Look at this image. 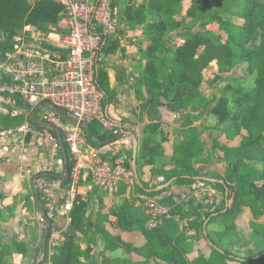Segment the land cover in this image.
<instances>
[{
    "label": "trees",
    "instance_id": "trees-1",
    "mask_svg": "<svg viewBox=\"0 0 264 264\" xmlns=\"http://www.w3.org/2000/svg\"><path fill=\"white\" fill-rule=\"evenodd\" d=\"M122 1L127 3L121 15V23H125L130 29L134 28L135 32L143 36L138 42H147L143 53L145 63L139 69L137 84L145 86L149 112L166 111L185 114V116L190 114L187 111V103L190 102L193 106L198 101L201 84L205 79L208 64L212 60L227 64L229 67L243 62L246 65V73H254V87L237 97L241 105L251 102V106L247 107L245 111L247 115L239 124L233 123L229 118L232 114L228 110V99L225 96H221L211 109L220 121H228L224 132L226 141L232 142L234 139L238 141L232 145L224 143L225 145L220 147L225 152L228 165L223 177L224 184L213 183L224 192L221 206L213 214H205L202 219L200 212L192 211L197 215V219L190 222V226L195 229V235L199 231V235L207 242L211 250L209 255H204L201 251L195 253L193 242L188 239L185 232L179 230L173 218L164 219L154 228L147 229L143 217L134 214L131 194L125 195L127 189L132 186L121 182L118 193L123 195L122 202L111 205L105 210L100 209L95 223L91 222L92 220H84L90 208L89 200H84L76 194L70 210V224L64 231L61 245L55 250L53 264H100L92 244L94 232L103 235L105 245L111 250L114 251L121 245L128 249V257L106 256L108 263L111 264H150L151 258H154L152 264H228L230 261L237 264H264V250L251 256H239L220 247L205 232L206 224L211 222L215 215H234L233 211L236 208H232V205L238 201V196L232 189L229 179L238 181L244 193L254 195L250 204L254 211L257 213L264 211V181L261 185V204L256 207L257 198L260 197L256 181L264 180V0H205L214 1L218 10L225 6L228 10L237 9L238 13L234 17L241 21L236 23L235 20H223L221 16L210 17L207 16L210 14H207L206 10L203 21L206 18V20L214 19L222 33H225L226 39L217 40L211 30L197 33L185 31L182 42L172 52L170 45L164 40L167 34L165 24L172 18L171 8H177L180 0H146L141 5H134L132 0ZM64 11L63 4L58 0H0V57L12 50L14 44L20 40L19 33L24 26L31 25L41 29L52 26L58 29ZM149 15L156 17L150 21ZM110 35L112 34L107 33L104 39L106 53L115 51L118 46V41L110 39ZM97 80L104 92H107L105 73L99 72ZM225 80V89L233 94L241 91L232 86L229 80ZM16 103L24 105L21 100H16ZM186 124L188 127L181 130L186 139L175 146L173 154L174 165L180 172L175 173L165 168L156 170L164 175L165 182L172 180L171 185L181 181L187 183L181 187L183 190L190 182L195 181L194 177L199 176L193 165V159L201 151L199 143L194 140L199 134V128L192 126L188 120ZM112 138V135L103 130L97 121L91 122L86 128V139L89 143L105 144ZM256 148L261 154H254ZM64 150L67 153L65 145ZM160 151V143L150 138H142L135 158L136 170L138 161H145V153L149 154V161L152 162ZM130 165L131 163L127 161L126 167L129 168ZM66 166L70 167L68 153ZM68 182V178L63 179L65 185ZM87 185L95 188L90 179L87 180ZM154 187L147 189L142 182H134L135 190L141 193L160 194L174 190L169 188L171 186L161 191ZM162 201L170 203L169 198H164ZM98 203L102 206L101 198ZM223 208L224 212H222ZM179 210H181L180 206L172 208V212ZM94 224L96 229L92 230ZM109 229L113 231V235L108 232ZM124 234L128 236L125 238ZM136 235L140 238V242L131 239V236Z\"/></svg>",
    "mask_w": 264,
    "mask_h": 264
},
{
    "label": "built area",
    "instance_id": "built-area-1",
    "mask_svg": "<svg viewBox=\"0 0 264 264\" xmlns=\"http://www.w3.org/2000/svg\"><path fill=\"white\" fill-rule=\"evenodd\" d=\"M58 1L65 10L58 29L24 26L20 40L0 57V113L15 115L16 100L27 104L29 113L48 102L74 120V123L66 121L45 105L36 114L44 124L41 128L31 122L32 115L26 114L14 130L8 131L23 139L27 134H36L41 141L35 188L43 198V221L48 229L43 264H53L81 182L90 179L109 196L118 193L121 182L129 185L135 182L132 139L128 135L116 138L134 129L104 111L105 92L97 80L104 39L115 24L114 0ZM93 121L113 138L105 144L91 145L86 139V128ZM4 132L0 129V135ZM64 145L70 164L66 185L64 178L53 175L56 157ZM127 161L131 163L129 168ZM164 182L161 175L153 179L154 185ZM136 198L147 229L173 218L180 231L194 235L190 222L197 215L192 211L213 214L221 206L224 192L208 181L195 180L175 193H137ZM164 198H169L170 203L162 201ZM174 206H180L181 210L172 212ZM59 216L67 219L65 226L58 224Z\"/></svg>",
    "mask_w": 264,
    "mask_h": 264
},
{
    "label": "crops",
    "instance_id": "crops-1",
    "mask_svg": "<svg viewBox=\"0 0 264 264\" xmlns=\"http://www.w3.org/2000/svg\"><path fill=\"white\" fill-rule=\"evenodd\" d=\"M109 33L112 34L110 39L118 41V46L115 51L106 53L104 52L106 45H103V54L99 60V72L105 73L107 87L103 101L104 111L111 118L124 122L134 129L138 143L137 149L144 137L160 143L161 151L155 155L152 162L149 161V154L145 153V161L140 160L137 164L139 182H142L147 189L156 186L155 189L162 183L154 185L153 179L159 175L164 177L156 170L165 168L175 173L180 172L173 162L174 148L178 144V139L175 136L176 129L179 127L176 116L179 117L180 115L166 111L149 112L148 106L144 103L147 91L144 85L137 84L139 69L145 63L143 58H137L138 48L145 49L147 46L145 41L138 42L143 36L121 22L119 24L115 22ZM138 43H141L140 46ZM23 104H15V115L13 116L0 113V129L5 131L0 135V264H38L45 251L44 233L46 224L43 221V198L35 188L36 180L39 177L35 167L42 156L41 141L36 134H27L23 139L17 138V133L8 132L9 129L18 126L24 120L26 114L33 116L31 122L37 125L38 128L43 126L38 121L39 115H36L40 111H36L38 107L29 113L27 104ZM15 118L19 121L13 124H5L6 120ZM161 121L162 124L159 125L158 122ZM152 126L156 127L152 128ZM90 144L97 145L96 143ZM66 158L67 153L65 150L57 155L53 172L55 177H62L65 174ZM227 167L226 164L222 174H225ZM223 177L215 179L223 180ZM135 182L138 183L136 179ZM85 183L86 185L82 187V190L80 185L77 192L84 200L90 202V208L84 220H97L98 213L94 215L92 209L93 205L97 206V209L100 206V203H98L99 198L102 199V210L122 202V194L112 195L111 197L115 200L107 202L102 198V194H105L104 191L98 187L88 186L87 180ZM184 185H187V183L183 181L169 184L171 187H168L174 190L173 192L171 190L167 191L171 193L178 192L183 190L181 187ZM130 186L132 187L127 189L125 195L130 196L131 194L134 214L141 218L142 214L136 198V194L141 192L135 190L134 184ZM99 210L100 208L98 212ZM33 219L38 221L39 226L35 235L31 236L28 228L32 226ZM57 220L60 226H65L67 222V219L62 216H59ZM69 220H71L70 212ZM214 226L215 222L212 223V229H216ZM100 264L105 263L100 261Z\"/></svg>",
    "mask_w": 264,
    "mask_h": 264
},
{
    "label": "rangeland",
    "instance_id": "rangeland-1",
    "mask_svg": "<svg viewBox=\"0 0 264 264\" xmlns=\"http://www.w3.org/2000/svg\"><path fill=\"white\" fill-rule=\"evenodd\" d=\"M114 1L116 7L115 22L119 24L121 22L122 12L127 2L122 0ZM145 1L146 0H132V3L134 5H141ZM217 7L218 6L215 5L214 1L206 2L205 0H196L194 2V0H180L177 8H171L170 11L172 18L165 24L167 34L164 37L165 42L170 45V52H172L173 49L182 42V35L185 31L197 33L203 30H211L212 33L214 32L212 34L214 38L222 41L225 40V33H222L218 24L213 21L214 19L206 20V18L203 21V16H205L203 15L204 11L207 10V14H210L207 16L214 18L221 16L223 20H235L236 23H239L241 20L234 17L238 13L237 9L228 10L225 6V9L223 8L218 10L216 9ZM155 17V15H149L150 19L148 20L153 21ZM134 30L135 29L133 28V31ZM140 44L141 43H138L139 46ZM144 50L145 49H141L140 47L138 48L137 58H143ZM216 76L220 77L217 78ZM254 76V73H246V65L243 62L237 63L233 67H229L227 64H221L215 60L210 61L208 64V70L205 73V79L201 84V92L197 96L198 101L193 106L190 102L187 103V111L190 114L185 116V114L181 115L178 113L180 116H176L179 127L176 129L177 133H175V136L176 139H178V143H182L186 139L183 135L184 133L181 131L183 128L185 129L188 127L186 120L190 121L192 126L199 128V134L196 135L197 137L194 140H197L199 143L201 151L193 159V165L199 172V176L210 178L223 177L222 175L224 173L222 174V170L226 167L227 160L225 152H223L220 147L225 144L232 145V143H236L238 141V139H234L232 142L226 141L224 132L226 131L228 121H220L217 115L211 111L212 107L217 103L221 96H225L228 99V110L230 111V114H232V117L229 118L233 120V123L239 124L242 118L247 115L245 111H247V107L251 106V102H246L241 105L237 100V97L247 93L252 87H254ZM223 78L229 80L232 86L241 91L233 94L230 90L225 89L224 84L226 80ZM146 96V98H148V95ZM146 98H144L145 104H147L145 100ZM6 121L7 122L5 124H13L19 120H16L15 118ZM158 123L160 125L162 124V121ZM255 151V155L261 154L258 148H256ZM229 181H231V187L238 196L237 198L239 201L232 205V208H236V210L233 211L234 215H215L211 219L212 221L206 224V233L207 236L215 241L216 244L222 248L228 249L233 254L239 256H251L264 250V211L261 210L258 211V213L254 211V209L250 206L254 195L244 193L243 188L239 186L240 183L235 179H229ZM263 181L264 180L256 181V186L260 195V197L257 198L256 207L261 204V185L263 184ZM85 185V181L81 182V190ZM79 194L81 193L79 192ZM105 194H102V198L105 201L107 200V202H111L115 200V198ZM102 207L103 206H98V209H102ZM98 209L97 206L93 205L92 213L97 215ZM224 211L225 209L223 208L222 212ZM94 215L93 217L95 218ZM203 216L204 215L200 218L202 219ZM92 221L96 222V220ZM213 222H215L214 227L216 229H212ZM38 226V221L33 219L32 226L28 228L31 236L35 235ZM95 229L96 224H94L92 230ZM108 232L113 235L112 230L109 229ZM185 235L191 242H193L196 250L195 253L201 251L204 255L210 254L211 250L203 237L199 235V231L196 235H189L187 233H185ZM125 236L127 237L128 235L124 234V237ZM131 237L129 238H131L134 242H140V238L137 235ZM92 241L94 250L97 254V259L99 261H103L105 264H111L108 263L106 256H111L112 258L129 256L128 249L124 248L122 245L114 251L111 250L108 245H105V238L103 235L97 232L93 233ZM131 256L134 257V255ZM153 260L154 258L150 259V264H152ZM39 264H43V262L40 261ZM228 264L237 263L230 261Z\"/></svg>",
    "mask_w": 264,
    "mask_h": 264
},
{
    "label": "water",
    "instance_id": "water-1",
    "mask_svg": "<svg viewBox=\"0 0 264 264\" xmlns=\"http://www.w3.org/2000/svg\"><path fill=\"white\" fill-rule=\"evenodd\" d=\"M45 105H48L50 106L51 108H53L56 112H58L62 118H64L66 121L68 122H71V123H74V120L69 116L67 115L62 109L56 107V106H53L51 105L50 103L48 102H45L44 104H41L40 106H38V108L36 109L37 110H40L43 106ZM44 125V124H42ZM121 135H128L131 137L132 139V142H133V159H132V168H133V172H134V178L137 180V182H139V179H138V174H137V170H136V163H135V158H136V150H137V139H136V136L134 134V132H131V131H124L122 133H120L116 138H119ZM68 177V168L66 167L65 168V174L62 175V178H67ZM195 180H204V181H208V182H212V183H219V184H224V181L221 180V179H215V178H210V177H205V176H196L194 177ZM172 180H169L163 184H160L157 188H155L156 190H161L163 188H166L169 186V184L171 183ZM227 193V191H226ZM206 232V231H205ZM47 236H48V229L45 230V233H44V243L47 239ZM39 264V263H38Z\"/></svg>",
    "mask_w": 264,
    "mask_h": 264
}]
</instances>
